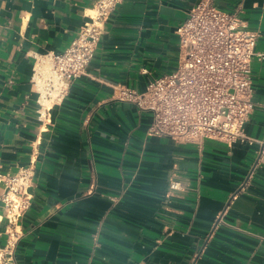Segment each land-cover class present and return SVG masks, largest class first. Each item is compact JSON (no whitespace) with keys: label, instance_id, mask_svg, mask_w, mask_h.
Masks as SVG:
<instances>
[{"label":"crops","instance_id":"obj_1","mask_svg":"<svg viewBox=\"0 0 264 264\" xmlns=\"http://www.w3.org/2000/svg\"><path fill=\"white\" fill-rule=\"evenodd\" d=\"M197 1L120 0L86 73L41 120L36 55L64 50L96 0H0L1 171L35 166L9 264H264V0H213L258 33L244 126L257 141L151 135L152 115L114 93L176 68V29Z\"/></svg>","mask_w":264,"mask_h":264},{"label":"built area","instance_id":"obj_2","mask_svg":"<svg viewBox=\"0 0 264 264\" xmlns=\"http://www.w3.org/2000/svg\"><path fill=\"white\" fill-rule=\"evenodd\" d=\"M120 0H96L85 13L78 34L60 52L36 55L31 85L37 92L38 113L47 119L54 105L62 103L72 81L85 74L95 55L105 22ZM178 63L170 73L150 80L143 91L123 83L113 84L114 93L134 102L152 115L148 133L192 142L204 138L257 141L244 126L254 108L251 61L258 33L248 27L238 11L217 7L213 0H198L177 27ZM254 164L264 159L260 141ZM0 159L1 195L11 230L2 249L3 264L14 258L20 237L18 227L34 196V160L15 173H3ZM170 187L180 188L176 182Z\"/></svg>","mask_w":264,"mask_h":264}]
</instances>
